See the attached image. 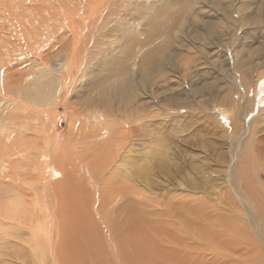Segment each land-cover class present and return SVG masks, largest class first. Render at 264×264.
Listing matches in <instances>:
<instances>
[{
	"label": "rangeland",
	"instance_id": "374dc122",
	"mask_svg": "<svg viewBox=\"0 0 264 264\" xmlns=\"http://www.w3.org/2000/svg\"><path fill=\"white\" fill-rule=\"evenodd\" d=\"M262 196L264 0H0V264H264Z\"/></svg>",
	"mask_w": 264,
	"mask_h": 264
},
{
	"label": "bare ground",
	"instance_id": "6f19581e",
	"mask_svg": "<svg viewBox=\"0 0 264 264\" xmlns=\"http://www.w3.org/2000/svg\"><path fill=\"white\" fill-rule=\"evenodd\" d=\"M108 15L110 16L111 13H108ZM154 28H155V27H154ZM151 38H152V37H151ZM151 42H152V41H151ZM86 46H87V45H86ZM86 46H85V47H86ZM152 46H153V45H152ZM156 50L159 51L158 48H157ZM144 54H145V53H144ZM150 55H151V56H150ZM92 56H93V55H92ZM153 57H154V50H151V51L149 50V52L145 54V56H144L143 59H144V61H146V63L148 64V63H152L151 59H152ZM90 58H91V57H90ZM91 59H92V58H91ZM91 61H92V60H91ZM102 69H104V67H103ZM108 70H109V72H110L111 75H115V74H116V67H115V66H113V67H111V68H108ZM110 74H109V75H110ZM115 76H116V75H115ZM111 77H112V76H111ZM111 77H110V79H112ZM48 81L50 82V79H48ZM49 82H48V83H49ZM41 83H42V81H41ZM43 83H44L45 85H48L47 83H45V81H43ZM51 83H52V85L55 84L54 82H51ZM51 83H49V85H51ZM24 94H25V93H24ZM25 96H26V95H25ZM34 97H35V95L32 94V98H33V99H35ZM43 98H44V97H43ZM36 99H37V98H36ZM38 99H39V98H38ZM104 107H105V108H110L111 105H109L108 103H106ZM8 148H9V147H8ZM41 160H42V164L46 166V165H47V157H46V155L43 156V157L41 158ZM39 161H40V160H39ZM248 162H249V161H248ZM39 166H40V165H39ZM41 166H42V165H41ZM247 167H248V165H247ZM244 169H247L246 166L244 167ZM244 176H245V174H244ZM243 187L245 188V194H246V195L248 194V195L246 196V198H251V195L253 194V192H252V194H251V192L249 191L250 182H246V185L243 184ZM262 197H264V196H262ZM258 199H259V197H258ZM253 200H256V198H254V199L252 198V201H253ZM260 200H261V199H260ZM261 201H262V200H261ZM71 202H72V201H71ZM254 203H255V202H254ZM257 203H258V202H257ZM262 205H263V204H262ZM263 206H264V205H263ZM70 207H71V206H70ZM200 207H201V206H200ZM262 215H263V214H262ZM138 216H139V214H138L137 212H133V213L131 214V216H130L131 218L129 219V220H130L129 223L133 222V220H131V219H134V220L137 221L136 218H137ZM191 216H192V215H191ZM259 218H260V216H259ZM201 219H202V218H201ZM231 219H232V218H231ZM261 219H262V218H261ZM261 219H260V220H261ZM215 220H216V219H215ZM188 221H189V220H188ZM199 221H200V220H199ZM199 221H198V222H199ZM229 221H230V220H229ZM261 221H262V220H261ZM263 221H264V220H263ZM189 222H190V221H189ZM129 223H127V225H128ZM231 223H232V222H231ZM231 223H230V224H231ZM127 225H126V226H127ZM123 227H124V226H123ZM123 227H122V228H123ZM210 227H211V226H210ZM212 227H213V226H212ZM244 227H245V226H244ZM125 228H126V227H125ZM193 228H194V227H193ZM216 228H217V227H216ZM87 229H88V228H87ZM206 229H207V228H206ZM211 229H212V228H211ZM230 229H231V228H230ZM217 230H218V229H217ZM227 230H228V229H227ZM107 231H108V230H107ZM206 231H208V230H206ZM202 232H203V231H202ZM202 232H201V233H202ZM208 232H209V231H208ZM107 233H108V232H107ZM209 233H210V232H209ZM211 233H213L212 230H211ZM211 233H210V234H211ZM194 235H195V234H194ZM174 241H175V240H174ZM102 243H103V242H102ZM95 246H96V245H95Z\"/></svg>",
	"mask_w": 264,
	"mask_h": 264
}]
</instances>
